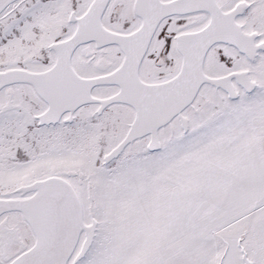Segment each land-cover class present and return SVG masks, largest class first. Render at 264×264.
Wrapping results in <instances>:
<instances>
[{
    "label": "snow or ice",
    "instance_id": "obj_1",
    "mask_svg": "<svg viewBox=\"0 0 264 264\" xmlns=\"http://www.w3.org/2000/svg\"><path fill=\"white\" fill-rule=\"evenodd\" d=\"M0 264H264V0H0Z\"/></svg>",
    "mask_w": 264,
    "mask_h": 264
}]
</instances>
